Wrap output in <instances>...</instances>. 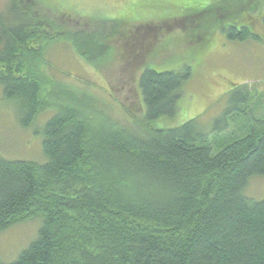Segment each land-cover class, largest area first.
<instances>
[{
    "label": "trees",
    "instance_id": "16d2710c",
    "mask_svg": "<svg viewBox=\"0 0 264 264\" xmlns=\"http://www.w3.org/2000/svg\"><path fill=\"white\" fill-rule=\"evenodd\" d=\"M8 4L0 13L3 95L17 103L22 126L50 116L44 162L0 156V231L41 218L37 237L0 264H264V200L244 194L251 177L264 175V119L215 153L196 118L142 133L120 126L48 73L51 47L68 42L78 52L82 31L65 24L71 13L48 0ZM238 29L229 38L251 35ZM189 76L141 73L146 124L176 114Z\"/></svg>",
    "mask_w": 264,
    "mask_h": 264
},
{
    "label": "rangeland",
    "instance_id": "374dc122",
    "mask_svg": "<svg viewBox=\"0 0 264 264\" xmlns=\"http://www.w3.org/2000/svg\"><path fill=\"white\" fill-rule=\"evenodd\" d=\"M48 1L69 11L73 20L65 24H78L82 31L81 36L73 31L80 36L75 40L78 52L68 42L49 49L48 73L116 124L142 133L196 118L203 132H211L207 141L215 153L247 134L252 119H264V5H257L264 0ZM8 3L0 0V13ZM147 25L156 30H147ZM242 25L251 35L229 38L230 27ZM147 68L190 72L176 114L148 124L137 95L139 77ZM237 93L247 95L246 101L237 102ZM49 114L22 126L17 103L5 98L0 86V156L44 162L41 143ZM244 194L264 200V175L251 177ZM40 224L41 218L27 219L0 231V260L14 261L37 237Z\"/></svg>",
    "mask_w": 264,
    "mask_h": 264
}]
</instances>
